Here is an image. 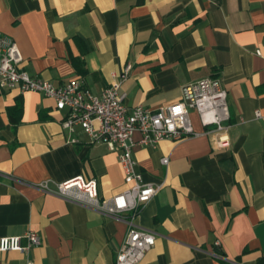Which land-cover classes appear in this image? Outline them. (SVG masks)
<instances>
[{
  "label": "crops",
  "instance_id": "crops-1",
  "mask_svg": "<svg viewBox=\"0 0 264 264\" xmlns=\"http://www.w3.org/2000/svg\"><path fill=\"white\" fill-rule=\"evenodd\" d=\"M0 33L23 71L55 86L80 78L99 95L131 64L129 108L166 107L184 85L219 79L228 148L194 112L200 135L134 148L144 181L163 184L134 220L156 236L139 264H264V0H0ZM65 116L40 93L0 89V238L41 237L26 254L0 251V264H114L125 240L122 217L53 194L75 177L95 180L101 199L125 189L117 154L64 131Z\"/></svg>",
  "mask_w": 264,
  "mask_h": 264
},
{
  "label": "built area",
  "instance_id": "built-area-1",
  "mask_svg": "<svg viewBox=\"0 0 264 264\" xmlns=\"http://www.w3.org/2000/svg\"><path fill=\"white\" fill-rule=\"evenodd\" d=\"M262 56L260 51H255ZM23 57L15 41L0 33V89L40 93L54 101L57 111H66L61 127L68 133L80 129L92 144L105 145L117 154L123 171L125 189L109 199H101L95 180L75 177L59 183L53 194L70 202L83 205L95 211L115 217H122L127 224L126 237L115 256L114 264H139L154 247L153 232L135 226L144 205L163 187V184L145 182L137 171L134 158L136 146L155 148L161 141H181L200 134L194 131L190 114L196 113L204 135L215 140L217 148L229 147V110L227 91L217 78H205L184 85L180 100L172 105L157 109L143 106L129 108L126 105L125 82L132 66L127 63L118 73L112 75L107 88L99 95L92 93L80 78H74L63 85L55 86L40 78L31 77L21 69ZM138 133L140 139L133 137ZM71 143H76L72 140ZM162 158L161 164L168 165ZM49 192L46 183L39 185ZM22 239L25 244H22ZM41 245V237L29 230L22 237L0 238V251L28 253Z\"/></svg>",
  "mask_w": 264,
  "mask_h": 264
}]
</instances>
